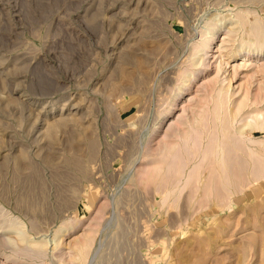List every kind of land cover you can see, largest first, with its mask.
<instances>
[{"label":"rangeland","instance_id":"rangeland-1","mask_svg":"<svg viewBox=\"0 0 264 264\" xmlns=\"http://www.w3.org/2000/svg\"><path fill=\"white\" fill-rule=\"evenodd\" d=\"M242 8L262 15L264 0H0V224L15 219L9 236L47 243L40 261L1 262L264 264V182L221 209L203 197L207 169L186 185L196 163L167 201L150 181L163 167L155 154L177 145L210 86L231 75L236 104L264 86L255 61L230 56L238 36L226 23L197 79L207 93L180 100L144 156L201 34Z\"/></svg>","mask_w":264,"mask_h":264},{"label":"bare ground","instance_id":"bare-ground-1","mask_svg":"<svg viewBox=\"0 0 264 264\" xmlns=\"http://www.w3.org/2000/svg\"><path fill=\"white\" fill-rule=\"evenodd\" d=\"M242 9L237 14H233L234 17L224 14L220 18L217 16L218 14L215 15L220 19L219 25L209 26L208 30L206 28L205 32H202L201 40L197 43L195 52L186 57L188 58V67L182 72L179 70V75L171 88L166 106L160 112L158 126L153 127L146 145V151L143 150L145 157L151 155L149 144L153 141L159 128L166 122L167 117L171 116L178 107V102L184 100V97L192 91L207 93V88L202 83L197 84V79L206 73L211 66L210 61H208V50L216 32L222 28L220 23L222 25L226 23V35L238 36L236 40H233L237 44L235 49L233 48V51L229 52L231 53L230 56L239 57L245 61H255L264 83V9H261L262 15L254 9ZM216 17L213 16L212 18L215 19ZM200 52L202 53L199 54ZM197 55L198 59L195 58ZM227 77L225 86L217 88L215 85L219 82L210 86L208 97L205 101L202 100L204 104L201 115L193 122H186L188 130L184 135L177 136V145L169 150L159 149L155 154L163 163V167L155 176L150 178V181H153L152 183L156 186L157 192L162 194L164 201H167L174 194L186 168L193 163L198 165L194 171L188 173L186 185L191 182L196 184L202 170L207 169V181L202 185L203 197L211 199L221 209L226 205L229 206L226 201L230 202L233 196L264 182V114L261 112V109L264 110V86H258V92L252 96L249 88H247L244 98L236 104L231 101L232 77L231 75ZM188 100L189 103L192 102L193 97L186 99V101ZM181 110L183 112L185 108ZM247 111L257 112L254 115L252 113L253 116H249L251 117L250 121L245 120L242 125L237 124L241 123L239 120H242L240 119L241 116L245 115L244 113ZM180 118L182 116L177 119ZM171 129L170 123L167 124L163 135L167 136V132H170ZM155 146L158 145L155 144ZM11 220L13 221L10 224H0V257L5 256L7 263H16L17 256L27 257L31 261H40L46 257L47 243L31 241L23 235L21 230H18L16 239L12 237L13 235L7 234V232H12L11 229L16 224L15 219ZM63 229H65L64 225L55 232L54 247L58 246L56 234ZM89 243L78 247L77 259L83 260L85 258ZM6 249L10 250L11 254L4 253ZM0 264L5 263L0 261Z\"/></svg>","mask_w":264,"mask_h":264}]
</instances>
